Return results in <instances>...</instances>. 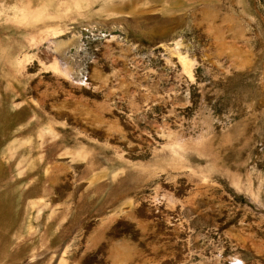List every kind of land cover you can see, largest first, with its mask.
<instances>
[{
	"label": "rangeland",
	"instance_id": "obj_1",
	"mask_svg": "<svg viewBox=\"0 0 264 264\" xmlns=\"http://www.w3.org/2000/svg\"><path fill=\"white\" fill-rule=\"evenodd\" d=\"M0 264H264V0H0Z\"/></svg>",
	"mask_w": 264,
	"mask_h": 264
}]
</instances>
